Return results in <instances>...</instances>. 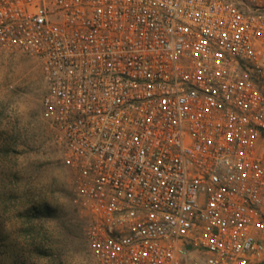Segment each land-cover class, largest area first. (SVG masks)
I'll list each match as a JSON object with an SVG mask.
<instances>
[{"label": "built area", "instance_id": "2783aa9c", "mask_svg": "<svg viewBox=\"0 0 264 264\" xmlns=\"http://www.w3.org/2000/svg\"><path fill=\"white\" fill-rule=\"evenodd\" d=\"M35 59L97 264H264V0H0Z\"/></svg>", "mask_w": 264, "mask_h": 264}, {"label": "rangeland", "instance_id": "374dc122", "mask_svg": "<svg viewBox=\"0 0 264 264\" xmlns=\"http://www.w3.org/2000/svg\"><path fill=\"white\" fill-rule=\"evenodd\" d=\"M45 92L35 59L0 48V264H97Z\"/></svg>", "mask_w": 264, "mask_h": 264}]
</instances>
